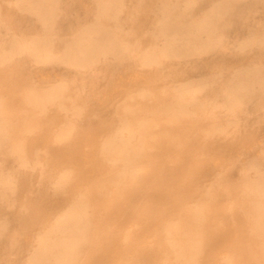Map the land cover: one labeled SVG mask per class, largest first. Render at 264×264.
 I'll list each match as a JSON object with an SVG mask.
<instances>
[{
  "label": "rangeland",
  "instance_id": "obj_1",
  "mask_svg": "<svg viewBox=\"0 0 264 264\" xmlns=\"http://www.w3.org/2000/svg\"><path fill=\"white\" fill-rule=\"evenodd\" d=\"M217 1L124 0L119 21L130 42L133 31L152 45L163 14L198 22ZM37 2L0 0V45L13 37L29 39L47 29L43 24L52 23L54 53L79 28L112 21L99 15L100 0H56L53 18L19 7ZM223 7L225 15L214 20L228 23L223 43L202 54L169 57L151 67L131 54H101L90 66H81L24 51L0 64L5 110L23 112L31 94L50 97L44 108L33 109L31 128L15 127L0 145V168L15 184L5 192L0 189V264H33L43 238L68 208L114 173L124 176V163L102 151L121 131L125 148L130 146L127 128L139 116L129 110L133 101L142 117H161L163 122L144 127L143 147L131 161L133 175L122 187L112 184L108 194H116L114 203L107 198L89 205L86 239L68 264H177L173 254L166 258L169 228L181 225L199 207L203 250L197 264H226L230 252L245 245L254 227L244 207L251 197L245 184L264 175V89L257 84L239 102L228 104L223 82L255 66L264 76V43L244 44L264 37V0H226ZM207 79L213 82L185 103L186 114L173 115L176 121L169 125L163 118L171 116L162 112L172 109L173 98L159 104L165 93ZM74 118L79 124L66 131ZM16 119L24 124V113L20 118L15 113ZM17 140L25 162L12 151ZM134 140L140 143L138 134ZM175 230L181 239L182 228Z\"/></svg>",
  "mask_w": 264,
  "mask_h": 264
},
{
  "label": "bare ground",
  "instance_id": "obj_2",
  "mask_svg": "<svg viewBox=\"0 0 264 264\" xmlns=\"http://www.w3.org/2000/svg\"><path fill=\"white\" fill-rule=\"evenodd\" d=\"M100 1L102 5L99 15L103 17L109 15L112 21H95L79 28L72 33V37L65 38L61 47L56 49L54 53L52 51L55 46V39L52 36L49 37V35H52V33L50 34V28L54 24H43L47 29H44L41 33L34 34L29 39L13 37L6 45H0V64L12 58L14 54L25 51L28 54H35L38 58L58 59L67 64L81 66H90L95 60L99 59L101 54H115L118 58L124 57L125 54H131L141 65L151 67L169 57L202 54L216 47H221L228 25L222 20L214 21L216 17L219 18L225 15L223 5L226 0H219L212 6L209 14L198 22L177 20L178 17L172 13H165L162 15V21L158 24L157 31L153 33L155 42L152 45L146 44L144 39L132 34L133 31L131 32L133 39L131 43V38L123 33L122 25L119 21L118 12L124 0ZM55 2L56 0H38L37 5L34 7H26L21 3H19V7L37 11L42 10L45 12L42 14L43 17L53 18V11L56 9ZM173 9L174 6H172L171 11ZM263 43L264 37H259L251 38L244 44L263 45ZM258 68L255 66L239 70L235 72L233 77L223 82V97L226 103L239 102L243 93L251 91L257 84L264 89V76L259 75ZM211 82H213L211 79L202 80L193 86H184L176 92L172 90L166 92V96L159 104L163 103L168 97L173 98L172 109L162 112L169 114L171 117L162 118L171 125L176 121L173 115L186 114L185 103L196 100L198 98L197 92ZM192 90L193 92H191ZM49 99V96L31 94L25 101V110L23 112H14L13 110H5L3 100L0 98V145L4 138L10 136L11 130L15 127L22 130L31 128L33 123H35L31 118L33 109L36 107L44 108ZM129 106L131 112L139 114L134 121L135 123L128 128L125 126L129 130L130 146L125 148L127 144L124 142L123 131H121L120 135L112 137L106 142L102 151L104 157L115 161L120 160L124 163L125 168H122L124 176L114 173L103 182L98 183L87 196L85 195L68 208L64 217L51 229V233L43 238L41 247L32 259L33 264H68L80 243L86 239L87 224L84 220V215L87 213L89 205L94 203L102 204V201L107 199L108 194L111 193L112 184L115 183L117 187H122L125 178L133 175L131 161L133 155L140 152V147H143L145 139L144 127L159 125L163 120H161V117L155 120L142 117L140 113L136 112L139 106L134 101ZM15 113L18 118L24 113V124L19 125L18 119L13 120ZM73 113L77 116L79 111L75 110ZM77 124H79L78 119H71L69 126L65 130H72ZM136 134H138V140H140L139 144L135 140L133 141ZM65 135V133H62L60 137H65ZM22 150L20 141L17 140L12 144V151L17 153L19 157H23L22 159L25 162L27 160H24ZM65 180L66 177L63 176L61 183L65 182ZM14 186L11 176L0 168V189L2 192H5L8 187L13 188ZM245 191L251 195L244 207L250 214L251 219H253L254 227L250 236L244 240L245 245L230 252L229 261L226 264H264V175L245 184ZM122 194L123 191H119L117 198L120 199ZM112 196L108 198L111 203L115 200L111 198ZM202 210L203 208L199 207L197 210L190 211L188 217L184 219L181 225L169 228L165 245L166 258L169 259L173 254L177 259V264H197L198 255L203 250L200 238V235L203 234ZM177 228H182L184 233L179 240L173 234ZM162 263L171 264L166 261Z\"/></svg>",
  "mask_w": 264,
  "mask_h": 264
}]
</instances>
